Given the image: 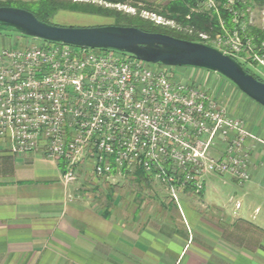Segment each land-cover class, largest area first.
<instances>
[{
    "label": "built area",
    "instance_id": "1",
    "mask_svg": "<svg viewBox=\"0 0 264 264\" xmlns=\"http://www.w3.org/2000/svg\"><path fill=\"white\" fill-rule=\"evenodd\" d=\"M195 1L194 12L215 18L220 30L186 32L263 79L264 38L253 28V8L246 0ZM26 41L0 50V137L11 134L19 155L43 151L63 165L64 184L82 173L100 181L142 172L178 203L211 178L250 180L247 141L255 137L229 114L221 75Z\"/></svg>",
    "mask_w": 264,
    "mask_h": 264
},
{
    "label": "crops",
    "instance_id": "2",
    "mask_svg": "<svg viewBox=\"0 0 264 264\" xmlns=\"http://www.w3.org/2000/svg\"><path fill=\"white\" fill-rule=\"evenodd\" d=\"M21 40L0 35V50ZM242 95L227 108L255 137L250 180L211 178L201 196L186 191L178 203L139 176L92 181L111 192L135 184L134 197L88 198V174L64 184L60 163L43 151L19 155L11 134L0 137V264H264V107ZM217 182L235 191L238 213L205 198Z\"/></svg>",
    "mask_w": 264,
    "mask_h": 264
},
{
    "label": "water",
    "instance_id": "3",
    "mask_svg": "<svg viewBox=\"0 0 264 264\" xmlns=\"http://www.w3.org/2000/svg\"><path fill=\"white\" fill-rule=\"evenodd\" d=\"M3 32L77 48L118 51L168 67L211 71L229 80L264 107V82L248 73L234 58L206 44L144 32L134 27H61L42 22L25 9L7 6L0 7V33Z\"/></svg>",
    "mask_w": 264,
    "mask_h": 264
},
{
    "label": "rangeland",
    "instance_id": "4",
    "mask_svg": "<svg viewBox=\"0 0 264 264\" xmlns=\"http://www.w3.org/2000/svg\"><path fill=\"white\" fill-rule=\"evenodd\" d=\"M0 1H6V2L11 1L12 3H17V2H34L35 0H0ZM67 1H72L75 3L80 2V3H84V4L92 3V4L100 5L103 7H109V8H112L114 10L121 12L122 14H127L129 16H134V17H140L141 19L149 21V22H151L155 25H158V26L160 25L163 27L179 30V28L173 27L174 26L173 24L172 25L170 24L168 26V25H161V24L157 23V20L159 17L166 20V22H174L172 19L167 18L168 16L172 15V13H168L165 10V7L169 4H171L174 0H171V1H169V0H126L125 2L120 3V4H110V3H105V2L100 1V0H66V2ZM223 1L224 0H220L221 6L223 4ZM14 5H17V4H14ZM195 5H196V1H195ZM250 7L253 8V12H254L253 28L255 31H258L260 37L262 38L264 36V17L262 15L264 7H260V6H250ZM17 8H20V7H17ZM193 9L194 8L192 7L191 8V14H196ZM161 12L163 14H159ZM187 18L189 20L190 17H187ZM50 22L52 23V25H57V26H61V27H74V28H96V27L119 25V23L117 22V19L113 16L99 15V14H88V13L68 11V10H60V11L56 12L50 18ZM184 33L187 35H191L190 33L186 32V31ZM0 35L8 36V37H10V39H15L16 37H19L22 39L21 41H23V42H27L26 40H28V41H36L40 44L45 43L42 40L24 37V36H21L17 33H12V32H3V33H0ZM90 50L93 52L102 51V50H93V49H90ZM164 67H166V66H164ZM185 68H187V67H179L178 71H182ZM263 80H264V78H263ZM222 87H224V94L222 97V101L224 104H226V106L228 108L234 104L235 100H237L238 97H240V95L243 96L242 94H244L233 83H231L226 78H222ZM244 96H246V95L244 94ZM246 97L249 98L248 96H246ZM90 178H91V176H88L87 180L89 183H87V184L93 188L90 190L92 192L85 194V196H87L88 198L93 196V195L88 196L89 194L96 195L93 197H97V199H99V198L100 199H102V198L107 199L108 196L111 197V195L114 198V195L118 194L120 200H126V199L130 198L131 196L134 197L135 196L134 194H136V192L138 191L137 189H135L137 187L134 184V185H132L133 189L131 188V186L128 185L127 188H125V189H118V190L115 189L111 192L107 188V183H104V182L100 183L98 181V182H95V183H97V184H95V183H93L94 182L93 180H90ZM215 179H217V178H215ZM217 180H220V179H217ZM228 180H229V178L226 179V182L237 183L236 181H232V180L228 181ZM90 183H92V184H90ZM222 183H224V182L222 181ZM94 186L97 188L94 189ZM216 186H217L216 190L209 189L206 192L205 198H207V199H209V198L213 199L214 198L213 200L215 201L216 200L215 198L221 197V200L224 201L223 203L226 206V210L228 209V212L230 211L231 214H233V212L238 213V210L240 208V202L238 200L239 198L235 194V191H229L228 188L225 187L227 185L224 186L223 184L218 183V182H217ZM150 193L151 192H147L146 194L148 195ZM213 203L216 204V202H213ZM199 209H200V211L202 210L204 212L205 210H208L209 208L200 207ZM244 210L248 211L246 208H243L240 210L239 213H241V215H243ZM263 221H264V213L259 215V219H257L256 222H260L261 224H263L264 223Z\"/></svg>",
    "mask_w": 264,
    "mask_h": 264
},
{
    "label": "trees",
    "instance_id": "5",
    "mask_svg": "<svg viewBox=\"0 0 264 264\" xmlns=\"http://www.w3.org/2000/svg\"><path fill=\"white\" fill-rule=\"evenodd\" d=\"M105 3L110 4H120L125 2L126 0H100ZM246 6H260L264 7V0H246ZM17 4V5H14ZM20 7L21 9H25L31 13H33L40 21L52 24L50 22V18L60 10H68V11H76L88 14H99V15H108L113 16L117 19V22L122 27H134L138 28L144 32L149 33H161L169 36H173L175 38L184 39L193 42H199L198 38L187 35L184 32L189 29H193L195 31L208 33L214 35L219 32V24L218 21L205 14H191V8L195 6V0H174L171 4L165 7V10L168 13H172V15L167 18L172 19L177 27H180L181 30L171 29L163 26L155 25L149 21L141 19L140 17L129 16L127 14H122L121 12L114 10L109 7H103L100 5L92 4V3H80V2H72L66 0H35L34 2H17L12 3L6 1H0V7ZM159 14H163L162 12ZM166 17V16H165ZM187 17H190L189 20ZM264 38V36L262 37ZM246 71L253 76H255L258 80L264 82V80L255 75L250 69L245 68ZM62 169L63 168V165ZM139 179L145 178L144 180L149 181L148 178L145 177L144 173H138ZM203 192L199 195L201 196Z\"/></svg>",
    "mask_w": 264,
    "mask_h": 264
}]
</instances>
